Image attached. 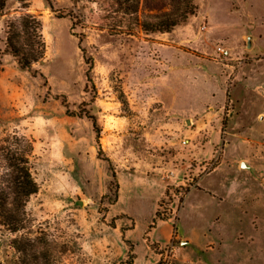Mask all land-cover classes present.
Segmentation results:
<instances>
[{
  "label": "rangeland",
  "instance_id": "374dc122",
  "mask_svg": "<svg viewBox=\"0 0 264 264\" xmlns=\"http://www.w3.org/2000/svg\"><path fill=\"white\" fill-rule=\"evenodd\" d=\"M193 4L170 32L127 35L98 27L97 0H5L0 140L31 141L38 190L23 229L0 225V264H19L17 237L41 264H264V0ZM26 13L45 45L34 74L5 50Z\"/></svg>",
  "mask_w": 264,
  "mask_h": 264
},
{
  "label": "trees",
  "instance_id": "16d2710c",
  "mask_svg": "<svg viewBox=\"0 0 264 264\" xmlns=\"http://www.w3.org/2000/svg\"><path fill=\"white\" fill-rule=\"evenodd\" d=\"M138 1L97 0L98 7L92 19L99 28L108 32L127 35H132L137 30L144 33H167L185 21L195 9L193 0H170L172 7L168 12L144 18L138 14ZM4 6L5 0H0V15ZM5 50L15 59L21 70L33 73L32 65L43 57L45 51L41 34V20L35 15L26 13L7 22ZM118 99L123 105L126 104L125 96L121 90ZM74 114L85 116L90 120L98 147L97 158H100L102 154L99 143L101 129L97 124L96 117L87 111ZM31 152V141L24 136L13 134L0 140V157L4 161L3 171L0 172V225L10 233H17L23 229L27 220L25 204L28 198L38 190L30 172L29 156ZM109 169L112 178H114V171L111 167ZM11 243L15 251L20 254L19 264H41L39 263L40 259H48V256L42 254L41 250L35 249L33 241L26 237L14 238ZM44 262L48 264L49 260Z\"/></svg>",
  "mask_w": 264,
  "mask_h": 264
},
{
  "label": "water",
  "instance_id": "95a60500",
  "mask_svg": "<svg viewBox=\"0 0 264 264\" xmlns=\"http://www.w3.org/2000/svg\"><path fill=\"white\" fill-rule=\"evenodd\" d=\"M246 47H250V36H247ZM188 122V121H187Z\"/></svg>",
  "mask_w": 264,
  "mask_h": 264
}]
</instances>
